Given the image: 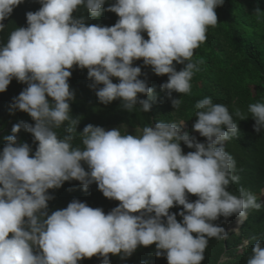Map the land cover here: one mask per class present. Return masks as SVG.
Listing matches in <instances>:
<instances>
[{"label": "clouds", "instance_id": "obj_1", "mask_svg": "<svg viewBox=\"0 0 264 264\" xmlns=\"http://www.w3.org/2000/svg\"><path fill=\"white\" fill-rule=\"evenodd\" d=\"M23 2L0 0V32ZM37 2L39 10L26 13L27 26L16 27L0 45V93L13 79L25 84L11 110L34 122L14 124L0 151V264H78L94 256L109 264L110 254L126 259L152 245L167 264H202L209 240H223L233 230L215 221L235 215L233 222L242 223L264 207V189L258 198L243 186L238 194L229 191L241 178L224 146L239 136L228 107L211 98L195 104L192 130L203 143L182 131L183 120H160L137 128L138 135L127 134L125 125L105 130L88 124L77 133L80 117L71 114L75 93L68 80L74 67L86 69L101 104L119 100L129 113H148L156 94L139 78L134 62L142 61L154 75L167 76L160 87L178 110L183 101L172 94H191L202 63L193 60L194 52L218 25L215 9L224 0H114L107 8V0ZM81 10L92 19L111 12L118 20L110 27L87 24L84 15H74ZM176 65L183 67L177 71ZM234 115H250L253 130L264 131V102L250 104L247 114L237 108ZM21 129L33 137L34 153L18 143ZM181 143L192 151L184 154ZM70 181L85 191L95 183L119 204L105 214L73 199L49 214V191ZM173 207L182 210L171 213ZM252 239L247 264H264V241Z\"/></svg>", "mask_w": 264, "mask_h": 264}, {"label": "trees", "instance_id": "obj_2", "mask_svg": "<svg viewBox=\"0 0 264 264\" xmlns=\"http://www.w3.org/2000/svg\"><path fill=\"white\" fill-rule=\"evenodd\" d=\"M114 0H107L104 8L109 7ZM41 5L37 0H24L17 6L10 17L3 23L7 26L0 32V45L5 44L9 34L16 27H26V13L38 11ZM259 9L261 12L255 13ZM218 25L210 27L207 40L194 52V61L198 63L199 71L195 72L191 80V94H172V98H181L183 103L178 110H174L169 99L160 85L167 82V76H156L150 67H144L142 61L134 62L140 66L142 75L140 79L146 80L149 87L154 89L156 100L152 102L150 111L143 113L139 110L129 113L122 109L121 102L115 100L108 105L101 104L95 92L90 88L91 81L87 78V70L73 68L68 80L70 88L74 91V101L71 103V114L80 117L77 133L91 124L107 128H120L125 125L127 134L138 135L137 128L150 126L157 121L165 122L185 121V129L190 136L196 137L198 142H205V138L192 130L195 123V104L204 98H211L213 103L223 104L233 114L237 122L239 136L225 142V149L236 161V174L240 176V183L230 185L229 191L238 194L243 186L258 198L264 189V131L260 134L253 130L254 120L249 115L245 120H238L234 115L235 109L246 113L252 103L264 102V0H224L222 6L215 9ZM77 17L84 15L87 24L113 26L118 17L111 12L102 11L100 17L92 19L83 10L75 13ZM147 39V34H144ZM183 65H176L181 70ZM113 83H118L113 80ZM26 87L15 79L11 81L6 91L0 93V151L5 146V137L11 135L14 124L21 121L34 124L31 118L23 112L12 111L11 104L15 97ZM141 99L146 97L141 96ZM139 107V105H137ZM18 143H27L35 152L36 144L30 133L21 129L17 134ZM79 144V139L74 141ZM184 154L192 151L181 143ZM85 170H87L85 166ZM54 199L48 202L49 214L64 209L73 200L86 203L92 208H101L105 214L118 206L119 202L109 200L98 191L95 183L85 191L77 181L65 182L58 190H50ZM190 202L196 200L189 196ZM260 201V200H259ZM261 202V201H260ZM264 205V201L261 202ZM180 207L170 209L171 213H179ZM236 216L221 217L214 223L224 227ZM181 217L177 215L178 222ZM256 237L264 241V207L260 211H251L248 219L240 226L238 233L227 232L223 240L210 239L204 252L202 264H247L251 256V248ZM240 247V248H239ZM78 264H102L98 257L82 259ZM109 264H167L165 256L155 255V245L138 247L128 258L109 256Z\"/></svg>", "mask_w": 264, "mask_h": 264}, {"label": "rangeland", "instance_id": "obj_3", "mask_svg": "<svg viewBox=\"0 0 264 264\" xmlns=\"http://www.w3.org/2000/svg\"><path fill=\"white\" fill-rule=\"evenodd\" d=\"M186 127L183 125L182 126V129H185ZM111 129H113V128H107V129H105V130H111ZM261 200H264V191H262V194L260 195V197H259ZM234 224H235V222H233V223H230V224H228V228L230 229V230H232L234 233L235 232H237L236 230H237V228L234 226Z\"/></svg>", "mask_w": 264, "mask_h": 264}, {"label": "water", "instance_id": "obj_4", "mask_svg": "<svg viewBox=\"0 0 264 264\" xmlns=\"http://www.w3.org/2000/svg\"><path fill=\"white\" fill-rule=\"evenodd\" d=\"M237 221H238V222H237V225H238V227H240V226L242 225L243 222H242V223L239 222V219H238V218H237ZM228 230H229V229H227L226 231H228Z\"/></svg>", "mask_w": 264, "mask_h": 264}, {"label": "bare ground", "instance_id": "obj_5", "mask_svg": "<svg viewBox=\"0 0 264 264\" xmlns=\"http://www.w3.org/2000/svg\"><path fill=\"white\" fill-rule=\"evenodd\" d=\"M234 226L237 228V221H235V224H234Z\"/></svg>", "mask_w": 264, "mask_h": 264}]
</instances>
